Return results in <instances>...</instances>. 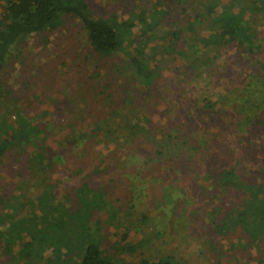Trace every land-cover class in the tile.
<instances>
[{"label": "trees", "instance_id": "trees-1", "mask_svg": "<svg viewBox=\"0 0 264 264\" xmlns=\"http://www.w3.org/2000/svg\"><path fill=\"white\" fill-rule=\"evenodd\" d=\"M157 3L165 7L95 19L83 0H0V77L18 45L68 16L80 20L93 54L124 64L122 71L111 65L115 77L98 82L101 62L91 65L87 56L82 99L72 92L55 105L58 115L70 108L65 121L0 112L1 264H188L175 256L126 261L138 252L130 231L150 221L147 214L131 219L142 198L133 191L138 182L188 181L199 192H185L187 201L202 196L209 204L214 180L213 195L223 193L242 155L264 164V0ZM158 52L171 73L167 85L160 62L151 63ZM130 74L131 96L120 98L117 83ZM101 145L114 150L85 163ZM67 168L79 176L74 186L51 181V172ZM237 191L247 197L246 216L264 203V191L252 185Z\"/></svg>", "mask_w": 264, "mask_h": 264}, {"label": "rangeland", "instance_id": "rangeland-1", "mask_svg": "<svg viewBox=\"0 0 264 264\" xmlns=\"http://www.w3.org/2000/svg\"><path fill=\"white\" fill-rule=\"evenodd\" d=\"M83 1L95 19H109L115 16L125 19L133 9L165 7L158 4L157 0ZM1 11L0 9V16ZM161 38L157 36L158 42ZM159 44H162V41ZM159 53L151 55V63L154 66L157 64L156 60L160 62L158 68L165 81L161 80V85H167L171 73ZM122 54L128 53L124 51L118 55ZM87 56L90 61L86 60ZM164 57L168 58L167 54H164ZM84 61L90 62L91 65H94L95 61L99 64L101 62L98 82L105 79V76L115 77L109 71L111 65L117 63L116 67L121 71L124 68L119 57L107 62L90 51L86 33L76 17H65L64 23L54 31L32 35L14 49L0 77V97L3 103L0 112L10 114L14 118L22 111L28 119L51 121L52 124L54 121H65L62 116L70 112L68 110L70 108L67 105L63 106L67 111L63 115H58L54 108L59 100L61 101L65 95L71 96L72 92L77 99H82L84 87L82 82L87 80L91 72L90 69H84L86 65ZM194 82L197 88L200 87L199 81ZM130 84L135 85V79L131 74L117 83V94L120 98L126 92L131 96L130 91L133 87ZM219 91L218 88L215 92ZM195 92L199 96L202 94L200 91ZM59 93L61 96H57ZM4 94L8 99L5 106ZM160 106L162 111L170 114V107L166 109V106ZM111 146H99L97 150L91 151L87 159H83L84 162L89 164L92 159H100L102 154L106 155L114 150ZM251 156L253 157V154L242 155L238 163H232L234 175L223 182V193L216 192V195H213L214 191H219V187L215 186L218 181L214 180L213 187L209 188L208 196L212 197L209 204L205 203L202 196L197 197L198 204L187 201L185 192L189 191L190 194L199 192L197 188L188 187V181L178 185L173 181L147 184L138 182V189L132 190L137 197L142 198L134 200L137 210L131 219L139 221L147 214L150 221H144L143 225L136 224L137 227L130 231L129 241L134 246L137 245L138 252L127 256L126 261L137 263L146 255L153 260L175 256L184 259L188 264H264V203L258 207L250 206L252 212L246 216L244 214L248 211L245 201L247 197L237 191L240 185H252L257 190L264 191L262 155L256 154L262 166ZM57 172H51V181H62L64 186L72 187L79 179V176L71 177L69 168L64 172L61 170ZM0 174L4 178V166ZM176 187L180 191L173 192ZM121 197L123 198V196L119 198ZM122 200H126L125 195ZM157 204H161V207ZM210 210L214 211L210 213ZM208 214L210 216L207 217ZM119 239L120 236L114 238Z\"/></svg>", "mask_w": 264, "mask_h": 264}]
</instances>
